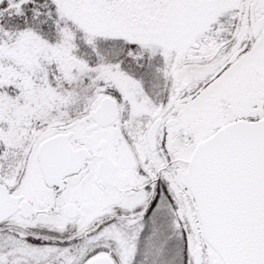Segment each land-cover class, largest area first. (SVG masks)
Segmentation results:
<instances>
[{
	"label": "snow or ice",
	"instance_id": "6c2138e0",
	"mask_svg": "<svg viewBox=\"0 0 264 264\" xmlns=\"http://www.w3.org/2000/svg\"><path fill=\"white\" fill-rule=\"evenodd\" d=\"M0 264H264V0H0Z\"/></svg>",
	"mask_w": 264,
	"mask_h": 264
}]
</instances>
